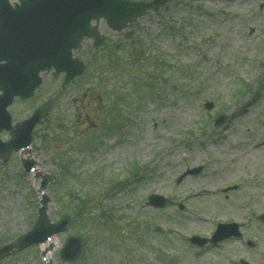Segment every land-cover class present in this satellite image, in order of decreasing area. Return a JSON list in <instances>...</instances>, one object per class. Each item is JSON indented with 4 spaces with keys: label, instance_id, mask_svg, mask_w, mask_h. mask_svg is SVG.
Returning a JSON list of instances; mask_svg holds the SVG:
<instances>
[{
    "label": "rangeland",
    "instance_id": "1",
    "mask_svg": "<svg viewBox=\"0 0 264 264\" xmlns=\"http://www.w3.org/2000/svg\"><path fill=\"white\" fill-rule=\"evenodd\" d=\"M98 26L103 45L83 40L75 52L86 63L80 77L62 86L63 75L43 73L33 97L9 108L16 122L51 100L33 132L37 174L23 171L18 154L0 161V245L30 229L41 177L54 174L47 215L73 223L54 238L52 264H71L59 258L69 235L85 241L73 264H230L241 255L264 264V222L256 218L264 211V144L254 147L264 142V0H169L121 32ZM225 112L228 121L215 127ZM196 166L199 175L175 183ZM151 193L170 204L147 206ZM74 202L85 205L81 217ZM232 219L256 249L186 240ZM42 253L29 246L0 264H44Z\"/></svg>",
    "mask_w": 264,
    "mask_h": 264
},
{
    "label": "water",
    "instance_id": "2",
    "mask_svg": "<svg viewBox=\"0 0 264 264\" xmlns=\"http://www.w3.org/2000/svg\"><path fill=\"white\" fill-rule=\"evenodd\" d=\"M2 1L6 4V0H0V13L11 9L8 6L6 8ZM165 1L133 3L126 0H21V4L11 10L16 13L18 20L23 19L24 22V50L35 51L40 47L47 49V53L34 54L31 64L24 65L23 75L21 73L10 80H1L0 77V90L3 92L0 96V129L4 126L5 107L16 95L23 98L32 95L34 88L40 83L39 71L54 66L57 72H66V81L81 73L82 63L71 58L70 50L78 47L83 36L92 37L95 45L102 42L98 30L89 25L92 19L103 17L112 30H121L128 22L143 15L147 10L160 7ZM30 20H36L37 24ZM23 22H20L18 27H21ZM48 105L49 103L44 104L29 120L16 126L13 139L7 145L9 150L6 152L26 147L33 126L47 112ZM160 200L162 202L161 198ZM41 216L39 222L45 219L43 212ZM53 232L54 230H50V233ZM5 253L6 248L3 253L0 252V257Z\"/></svg>",
    "mask_w": 264,
    "mask_h": 264
},
{
    "label": "bare ground",
    "instance_id": "3",
    "mask_svg": "<svg viewBox=\"0 0 264 264\" xmlns=\"http://www.w3.org/2000/svg\"><path fill=\"white\" fill-rule=\"evenodd\" d=\"M263 143H264V142H263ZM261 145H263V144H261ZM199 195H200V194H199ZM204 195H208V194H204ZM57 242H58V241H57ZM46 246H47L46 243H44V244L41 245V247H42L43 249H45ZM45 252H46V251H45ZM52 256H53V254L50 255V253H48V252L45 253V257H46L48 260H51Z\"/></svg>",
    "mask_w": 264,
    "mask_h": 264
}]
</instances>
